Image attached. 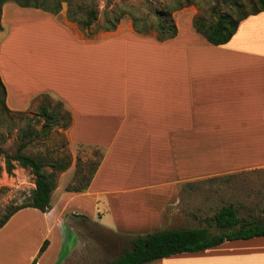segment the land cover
Instances as JSON below:
<instances>
[{
  "label": "crops",
  "instance_id": "0c3cea01",
  "mask_svg": "<svg viewBox=\"0 0 264 264\" xmlns=\"http://www.w3.org/2000/svg\"><path fill=\"white\" fill-rule=\"evenodd\" d=\"M193 20L163 41L140 37L132 26L93 43L47 17L18 20L25 24L1 50L8 62L2 74L19 90L2 78L7 95L52 88L72 111L70 141L95 145L102 155L84 190L57 185L48 211L25 207L0 227V264H67L83 244L85 220L128 243L191 224L211 203L205 194L190 201L186 185L251 179L264 187V10L242 19L220 45L197 33ZM43 21L57 33L36 37L33 26ZM30 51L34 63L22 59ZM223 206L238 214L232 203ZM148 264H264V236Z\"/></svg>",
  "mask_w": 264,
  "mask_h": 264
},
{
  "label": "rangeland",
  "instance_id": "374dc122",
  "mask_svg": "<svg viewBox=\"0 0 264 264\" xmlns=\"http://www.w3.org/2000/svg\"><path fill=\"white\" fill-rule=\"evenodd\" d=\"M34 0H28L33 2ZM38 2L42 0H37ZM51 4L57 0H47ZM60 10L57 14H51L40 8L21 7L15 0H7L0 7V81L5 88V105L11 111L10 123L3 116L4 124L1 127L0 146L3 151L13 153L15 150V136L19 133L22 126L30 125L39 127L40 123H35L36 112L40 105L45 104L50 109H55L60 118V122L68 121L70 124L67 128L53 127L46 137L34 139L25 149L26 153H42L50 157L65 158L69 161V167L56 174L57 185L75 186L79 181V176L89 177L94 172V165L100 159L102 151L95 145L91 144H74L69 139V129L72 120V111L64 100L56 94L50 87H32L25 92L20 91L7 95V84L10 91H15V87L2 74V67L8 64L3 53V47L10 41V35L13 29L25 23H18L23 18H49L55 25L67 31L70 35L81 42H97L114 36L115 32L123 33L133 31V18L138 17V26L143 22L150 28L147 34H156L154 30L156 15L155 11L161 10L167 12L170 7H181L172 11L170 18L175 25H178L182 31L187 30L189 21L192 18H202L207 22L215 20L213 8L220 13H229L236 17L239 12H249L256 4L255 0H58ZM37 2V3H38ZM68 2L73 4H88L91 2L98 7V20L88 29H82L76 21L67 19ZM105 5H107L105 7ZM105 7V8H104ZM119 9L122 16L114 30L107 31L103 25V12L106 10ZM134 16V17H133ZM142 20V21H141ZM44 22V23H43ZM35 29V36L46 37L49 32L57 33L51 22L43 21ZM189 23V24H188ZM40 27L42 29L40 30ZM177 27V26H176ZM114 31V32H113ZM134 32V31H133ZM134 34L140 37H152L146 34ZM54 35L48 36L50 42H53ZM9 38V39H8ZM32 47V46H29ZM22 58V57H20ZM26 62L34 63L33 52L23 56ZM7 62V63H6ZM12 65L13 61L9 59ZM7 66V65H6ZM6 82L4 85V82ZM39 88H49L48 91L41 95L35 96L25 94L34 92ZM51 89V90H50ZM23 99V100H22ZM22 112V113H19ZM28 117V118H27ZM27 118V119H26ZM31 118V120H29ZM47 172L50 169L45 168ZM78 177V178H77ZM229 181V182H228ZM226 180H210L197 185H186L183 189L191 194L189 199L193 201L195 196L200 197L205 194L207 201L211 203V209L204 211V215L199 216V220H195L196 216H192L193 223H183L181 226H202L205 222L207 226V218H210L214 211H217L222 205L232 203L237 210L238 216L251 221L264 220V187H260L253 182L254 180L245 179L243 181L233 179ZM236 182V183H235ZM57 187V186H56ZM34 188L33 175L29 170L16 166L12 173L8 174L4 168L3 155L0 152V216L4 213L8 206L22 204L30 195ZM193 203V202H192ZM189 206L188 203H186ZM193 213V211L191 212ZM27 213L21 216H26ZM19 221V218L15 220ZM36 218V222H38ZM81 221V220H80ZM79 220V224H81ZM79 231L81 237V248L74 253L73 258L67 264H106L108 261L118 257L123 249L129 248L128 240L108 229H103L97 225H92L90 221L85 220L84 226L80 225ZM212 233L218 230L213 226L210 228Z\"/></svg>",
  "mask_w": 264,
  "mask_h": 264
},
{
  "label": "trees",
  "instance_id": "16d2710c",
  "mask_svg": "<svg viewBox=\"0 0 264 264\" xmlns=\"http://www.w3.org/2000/svg\"><path fill=\"white\" fill-rule=\"evenodd\" d=\"M7 0H0V7ZM21 7L40 8L51 14H57L60 10L59 1L50 3L47 0L38 2H28V0H15ZM38 2V3H37ZM256 4L249 12H239L236 17L229 13H220L213 8L215 20L207 22L202 18H194L193 29L201 34L209 43L220 45L226 43L237 29L239 22L250 14L258 13L264 10V0H255ZM107 5H105L106 7ZM104 7V8H105ZM181 7H170L167 12L155 11L156 22L154 30L155 38L158 41L171 39L177 34V27L170 18L172 11ZM122 16V11L112 9L103 12V25L107 31L114 30ZM99 17L98 7L88 2V4H71L68 2L67 19L76 21L82 29H88ZM134 17V16H133ZM138 17L133 18V28L137 33L147 34L150 28L145 25L138 26ZM142 21V20H141ZM5 88L0 81V137L2 135L1 127L4 124L3 116L10 123L11 111L5 105ZM22 113V112H19ZM28 118V117H27ZM26 118V119H27ZM31 120V118H29ZM35 123H40L39 127L25 125L19 129L15 136V150L13 153L3 151L0 146V152L3 155L5 171L10 174L19 166L29 170L33 175L34 188L30 195L20 205L8 206L0 216V227H2L9 218L18 210L25 207H32L46 212L50 209L51 194L57 186L56 174L65 171L69 167V161L65 158L50 157L42 153H26V147L39 137H46L53 127L67 128L68 121L60 122L58 113L55 109H50L42 104L36 112ZM0 141L2 142L1 138ZM99 160L94 165V170ZM49 168L47 172L45 168ZM93 175L89 177L79 176L77 185L66 186V191L80 192L84 190ZM207 226L195 228H174L149 232L143 235H137L129 241V248L123 249L122 253L106 264H148L163 257L184 252L201 251L224 242L225 240L248 239L257 236H264V220L251 221L238 216L237 211L232 206H223L215 212L210 218H207ZM215 227L218 232L212 233L211 227ZM47 242L45 241L40 249L42 251Z\"/></svg>",
  "mask_w": 264,
  "mask_h": 264
}]
</instances>
